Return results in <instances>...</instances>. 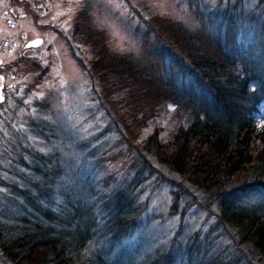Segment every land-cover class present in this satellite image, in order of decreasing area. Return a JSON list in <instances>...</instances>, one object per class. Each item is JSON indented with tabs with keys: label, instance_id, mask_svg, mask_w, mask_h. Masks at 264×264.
<instances>
[{
	"label": "trees",
	"instance_id": "16d2710c",
	"mask_svg": "<svg viewBox=\"0 0 264 264\" xmlns=\"http://www.w3.org/2000/svg\"><path fill=\"white\" fill-rule=\"evenodd\" d=\"M243 2H189L195 28L145 9L136 13L145 62L109 49L89 1L65 36L91 82H98L96 96L113 131L123 135L119 156L134 148L141 167L147 159L137 157L152 154L180 181L168 180L178 186L170 187L174 202L191 199L188 206L213 218L209 228L185 240L180 227L171 239L151 237L150 247L142 246L147 208L139 180L125 184L115 173L106 183L79 179L63 153L26 146L21 136L17 153L9 143L0 152L1 169L10 166L21 181L0 176L8 189L0 201V264H264V0L247 11ZM36 10L27 15L33 11L38 22L44 16ZM47 14L62 21L68 15ZM31 64L27 72L45 73ZM7 103L0 112L13 125ZM25 123L46 133L42 122Z\"/></svg>",
	"mask_w": 264,
	"mask_h": 264
},
{
	"label": "rangeland",
	"instance_id": "374dc122",
	"mask_svg": "<svg viewBox=\"0 0 264 264\" xmlns=\"http://www.w3.org/2000/svg\"><path fill=\"white\" fill-rule=\"evenodd\" d=\"M87 1L92 10L94 25L106 29L109 49L138 62L145 61L139 48L140 38L135 35L139 21L136 13L145 9V13L149 15H165L192 28L197 26L193 20L194 14L190 13L189 2L193 0H64L62 4L45 0H19L21 4L17 7L2 0L0 88L4 89L3 94L8 102L6 106L12 111L10 118L13 125L3 119L2 115L6 117V111L0 112V152L2 147H7L9 143L14 145L17 153L18 138L25 136L23 143L25 142L26 146L31 145L48 152L56 149L63 153L70 162L67 168L76 172L79 179L100 181V178L107 177L110 180V176L115 173V177L117 174L126 177L123 179L125 184L139 180L141 198L147 208L144 215L147 222L145 221V228L142 230L144 237L140 244H148L150 247L151 237L171 239L180 227L182 230L178 232L179 237L187 240V235L194 230L201 227L208 229V224L213 218L209 220L205 210L200 212L198 208L188 206L191 199L183 200L182 205L174 202L175 197L170 187L178 186L168 180L173 179L178 183L180 181L166 166L157 163L149 152L145 154L146 151L143 150V155H147H144V159L137 157L144 162L147 159L146 166L141 164V167L136 166L134 148L119 156L125 144L121 140L122 134L117 130L113 131V119L111 121V117L105 113L96 96V90H99L98 82L95 80V86L93 85L89 74L70 51L65 36L71 35L72 18ZM202 2L210 5L217 3V0ZM257 2L258 0H244L243 10L247 11ZM34 9H38L37 15L39 13L44 16L38 17V22L30 17L33 11L27 15L28 10ZM48 9L65 15L66 12H71L62 21L63 16L48 15ZM68 20L69 24L66 23ZM45 25L61 27L62 35L50 28H42ZM35 40L40 43L34 45ZM27 42H32L33 45ZM25 52L28 54L24 58ZM33 62L41 64L42 69H46L45 73L43 71L39 75L40 70L36 73L27 72V66ZM148 65L151 66L149 63ZM28 118L46 124V133L27 127L25 120ZM3 143L6 145L3 146ZM90 154H94L93 158L96 156L97 161H92ZM5 163L0 157V176L8 181L21 182L18 175L12 177L10 166L7 170L1 169ZM108 180L106 179L105 183ZM7 192L8 189L0 184V201L5 198L1 193ZM174 206L177 210H173Z\"/></svg>",
	"mask_w": 264,
	"mask_h": 264
},
{
	"label": "flooded vegetation",
	"instance_id": "af4514ba",
	"mask_svg": "<svg viewBox=\"0 0 264 264\" xmlns=\"http://www.w3.org/2000/svg\"><path fill=\"white\" fill-rule=\"evenodd\" d=\"M1 1H2V0H0V4H1ZM4 1H6V2L8 3L7 0H4ZM63 1H64V0H59V1H56V0L54 1V0H53V3H59V4H62ZM18 2H19V0H18ZM20 3H21V2H20ZM11 5H14V6H16V7H17V6H20V4H14L13 2L11 3ZM5 101H6V97H5L4 102H5Z\"/></svg>",
	"mask_w": 264,
	"mask_h": 264
},
{
	"label": "water",
	"instance_id": "95a60500",
	"mask_svg": "<svg viewBox=\"0 0 264 264\" xmlns=\"http://www.w3.org/2000/svg\"><path fill=\"white\" fill-rule=\"evenodd\" d=\"M38 43V42H37ZM3 101V97H1V95H0V102H2Z\"/></svg>",
	"mask_w": 264,
	"mask_h": 264
}]
</instances>
